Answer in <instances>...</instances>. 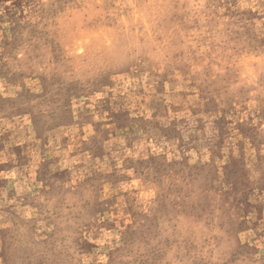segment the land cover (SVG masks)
Returning <instances> with one entry per match:
<instances>
[{"label":"rangeland","instance_id":"374dc122","mask_svg":"<svg viewBox=\"0 0 264 264\" xmlns=\"http://www.w3.org/2000/svg\"><path fill=\"white\" fill-rule=\"evenodd\" d=\"M0 264H264V0H0Z\"/></svg>","mask_w":264,"mask_h":264}]
</instances>
